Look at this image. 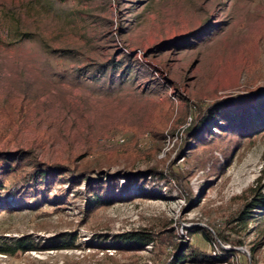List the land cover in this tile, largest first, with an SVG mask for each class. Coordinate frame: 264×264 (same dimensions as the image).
<instances>
[{
    "label": "rangeland",
    "instance_id": "obj_1",
    "mask_svg": "<svg viewBox=\"0 0 264 264\" xmlns=\"http://www.w3.org/2000/svg\"><path fill=\"white\" fill-rule=\"evenodd\" d=\"M246 90L264 102V0H0V153L23 175L90 161L126 191L92 209L84 183L21 198L0 178V245L32 246L0 264H264V135L200 111ZM133 232L153 245L113 246Z\"/></svg>",
    "mask_w": 264,
    "mask_h": 264
},
{
    "label": "trees",
    "instance_id": "obj_2",
    "mask_svg": "<svg viewBox=\"0 0 264 264\" xmlns=\"http://www.w3.org/2000/svg\"><path fill=\"white\" fill-rule=\"evenodd\" d=\"M264 92V91H261ZM258 92L253 90H246L242 94H236L228 98L218 99L213 101L211 104L202 108L200 111L206 114V119L209 122H214L215 119L220 118L228 128H235V132H239V135L250 134L253 132L260 131L261 135H264V102L258 99ZM195 118V117H194ZM194 120L193 125L186 130V134H190L193 131L196 124ZM242 128V129H241ZM241 130V131H240ZM203 130H197L194 135L190 138H196L200 143V146L205 145V139L201 138L204 133ZM157 134V133H156ZM160 134L163 138L162 133ZM83 159L80 158V161ZM114 160V159H113ZM0 178L12 177L19 180V195L22 198L25 195L34 194V188L38 186L51 185L55 182L67 184L69 189H73L76 186L84 183L85 192L89 194L92 199L90 207L96 209L101 206H109L117 202L122 194L121 190L116 193L119 187L121 172H118L112 176L104 175L99 171L97 165H93L90 161L82 163L77 167H68L61 164H42L38 163L32 171L23 175L25 172V166L20 159L8 160L6 154L0 153ZM108 167L117 163L111 161L110 158L105 160ZM100 166V165H99ZM133 166V165H131ZM94 175H97L95 178ZM147 176H153L154 180L159 183L164 180L165 176L163 173L157 171L156 168L149 169L146 173ZM127 184L139 183L142 177H136L134 175H127ZM264 180V177H263ZM145 181V180H144ZM0 181V191L2 190ZM158 194L159 190L155 191ZM258 198H254V203L249 205L250 209H254L258 206H264V197L261 195ZM19 197V198H20ZM123 201L128 199H122ZM21 204H26L25 201ZM25 206V205H24ZM9 204L7 203L4 196L0 195V212L10 211ZM247 214L250 211L246 212ZM245 218V219H244ZM249 218L248 215L242 219L246 220ZM154 238L146 233H126L117 237L114 241V247L117 250H144L146 246H152ZM32 247V246H31ZM30 246L25 247L24 243H17L10 247L0 245V254H9L13 250L29 251ZM12 248V249H11ZM204 259H199L194 255V252H190L187 255L183 253H177L171 264H182L185 262L199 263Z\"/></svg>",
    "mask_w": 264,
    "mask_h": 264
}]
</instances>
